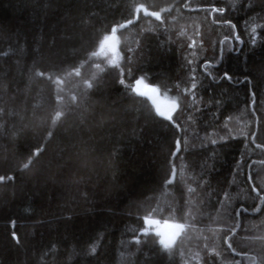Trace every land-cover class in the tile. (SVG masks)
<instances>
[{
    "label": "trees",
    "instance_id": "trees-1",
    "mask_svg": "<svg viewBox=\"0 0 264 264\" xmlns=\"http://www.w3.org/2000/svg\"><path fill=\"white\" fill-rule=\"evenodd\" d=\"M260 61L264 0H0V264H264Z\"/></svg>",
    "mask_w": 264,
    "mask_h": 264
},
{
    "label": "snow or ice",
    "instance_id": "snow-or-ice-1",
    "mask_svg": "<svg viewBox=\"0 0 264 264\" xmlns=\"http://www.w3.org/2000/svg\"><path fill=\"white\" fill-rule=\"evenodd\" d=\"M137 11H139V9H137ZM211 12L215 13L217 11L219 12H223L222 8H217V7H212L210 9ZM151 15L156 16L157 19H159L158 14L156 13H151ZM127 23H132L131 20L127 21ZM246 75H250L253 77V79H255L258 75H264V61H260V62H254V65L252 68L249 69V71L246 73ZM223 78L225 80H232V77L225 72L223 74ZM121 84L124 83L123 80L120 81ZM130 90L134 95L137 96H145L147 97V93L151 92V93H157L158 89L156 87H153L149 84L144 83L142 78H134V80L132 82H130L129 84ZM193 87H195V85H193ZM141 88H143L145 91H141ZM177 105L175 104V102L172 103L171 108L169 111H161L159 106L155 107V113L157 116L162 117L163 119L172 122L174 117H173V111L176 109ZM35 155V154H34ZM0 179H3V177H0ZM9 179H11V177H9ZM142 235H147V233H142ZM15 233H13V239H15Z\"/></svg>",
    "mask_w": 264,
    "mask_h": 264
},
{
    "label": "rangeland",
    "instance_id": "rangeland-1",
    "mask_svg": "<svg viewBox=\"0 0 264 264\" xmlns=\"http://www.w3.org/2000/svg\"><path fill=\"white\" fill-rule=\"evenodd\" d=\"M107 49L115 51V47H111L109 44L107 45ZM141 91L143 92L145 90L141 88ZM147 97H149L148 99L152 102L155 107L159 106L161 111H169L173 103L171 101L161 98L158 92H148ZM175 110L173 111V113L175 112ZM147 223L148 226L152 229V231L159 237L160 243L164 248H171L174 246L176 239L183 228L178 224H170L154 220H148Z\"/></svg>",
    "mask_w": 264,
    "mask_h": 264
}]
</instances>
